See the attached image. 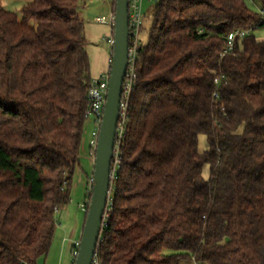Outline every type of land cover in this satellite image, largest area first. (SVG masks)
<instances>
[{
  "label": "trees",
  "instance_id": "16d2710c",
  "mask_svg": "<svg viewBox=\"0 0 264 264\" xmlns=\"http://www.w3.org/2000/svg\"><path fill=\"white\" fill-rule=\"evenodd\" d=\"M20 1L19 18L0 0V264L48 254L93 79L79 0ZM151 4L98 258L264 264V23L245 0Z\"/></svg>",
  "mask_w": 264,
  "mask_h": 264
},
{
  "label": "rangeland",
  "instance_id": "374dc122",
  "mask_svg": "<svg viewBox=\"0 0 264 264\" xmlns=\"http://www.w3.org/2000/svg\"><path fill=\"white\" fill-rule=\"evenodd\" d=\"M115 0H79V13L84 22L85 36H87V30L92 34L89 40L90 49H98L96 62L99 61V52H103V58L100 68H104L106 64V56L109 53V46L102 38L108 34V27L103 24L96 23L94 20L97 17H108L111 12L112 2ZM249 8L259 14L261 5L258 0H245ZM24 3L20 0H3V8L13 14L21 17V9ZM151 3L147 1L143 5V12L145 15L143 27L140 33V37L143 43L146 42L148 37V29L151 22ZM97 26L99 30L94 27ZM94 29V30H93ZM253 35L264 40V27L257 28L253 31ZM98 38V40H96ZM108 66V64H107ZM98 72V71H97ZM96 72V74H97ZM93 130V124L91 119H87L84 127V134L82 139V148L80 153V165L75 169L72 186L70 191V202L67 206L62 208L55 214L56 229L52 239L51 247L46 256L38 259V264H72L73 257L71 255V246L74 238L79 239L78 233L74 234L75 226L81 227V222L84 219V213L81 206L86 202L87 190L89 179L92 176L93 164L89 156V142L91 133ZM206 148V141L204 136L199 137V150ZM203 176L207 178L209 176V169L205 167L203 169ZM77 232V231H76Z\"/></svg>",
  "mask_w": 264,
  "mask_h": 264
},
{
  "label": "water",
  "instance_id": "95a60500",
  "mask_svg": "<svg viewBox=\"0 0 264 264\" xmlns=\"http://www.w3.org/2000/svg\"><path fill=\"white\" fill-rule=\"evenodd\" d=\"M128 0H115L113 47L106 102L93 161L91 193L73 264H91L110 188V171L128 61Z\"/></svg>",
  "mask_w": 264,
  "mask_h": 264
},
{
  "label": "built area",
  "instance_id": "2783aa9c",
  "mask_svg": "<svg viewBox=\"0 0 264 264\" xmlns=\"http://www.w3.org/2000/svg\"><path fill=\"white\" fill-rule=\"evenodd\" d=\"M151 3L153 0H128V61H127V69L125 78L122 85V96L120 101V111H119V120L117 125L116 131V138H115V145L113 151V158L111 163V171H110V188L108 192L106 207L104 210V215L101 223V231L99 234L98 244L101 242L102 232L103 229L107 226V219L109 212L112 206V191H113V184L116 179V173L120 165V152H119V145L123 134L125 132V122L127 118L128 112V101L130 92L134 85L136 79V63L138 58V50L142 45L140 33L141 28L143 25L144 20V12H143V5L145 2ZM259 15L261 17V23H264V9L261 8ZM95 22L99 24L106 25L109 28V34L102 38V41H105L109 46V59H108V69L97 77H93L90 82L89 89H88V101L89 106L86 112V118L92 120L93 130L91 133V138L89 142V156L94 161L95 157V149L98 142L100 126L103 118L104 113V105L106 102V93H107V84L109 79V69L111 64V55H112V47H113V28H114V12H110L108 17H97L95 18ZM248 34V31H240L236 30L231 32L226 37V47L224 48L223 52L221 53V57L230 54L235 46V41L237 38H242ZM215 85L219 84V78L214 79ZM213 98L218 99V93L213 94ZM91 182L92 176L89 179V186L87 190V194L90 195L91 193ZM89 201L86 202L82 206V211L86 213ZM80 240H74L72 242L73 249L71 251V255L73 259L77 256V250L79 247ZM97 244V247H98ZM91 264H101L97 248L92 259Z\"/></svg>",
  "mask_w": 264,
  "mask_h": 264
},
{
  "label": "crops",
  "instance_id": "0c3cea01",
  "mask_svg": "<svg viewBox=\"0 0 264 264\" xmlns=\"http://www.w3.org/2000/svg\"><path fill=\"white\" fill-rule=\"evenodd\" d=\"M113 11V2H112V5H111V12ZM95 21V20H94ZM94 27H96L98 30H99V28L97 27V26H94ZM94 30V29H93ZM109 28H108V34H109ZM87 40H89L90 42H92L93 41V38H91L92 36V34H90L89 32H88V30H87ZM96 40H98V38L96 39ZM87 50H88V55H89V58H90V63H91V72H92V76L93 77H97V76H99V75H101L102 73H104L107 69H108V66H107V64H108V59H109V53L107 54V56H106V64L104 65V68H100V66H101V63H102V58H103V55H102V53L103 52H99V61L98 62H96V57H97V51H98V49H90V47L88 46L87 47ZM98 71V72H97ZM96 72H97V74H96ZM90 160H91V162H92V164H93V161H92V159L90 158ZM84 204H86V202L84 203ZM83 204V205H84ZM82 205V206H83ZM82 206H81V209H82ZM59 212V211H58ZM83 212V211H82ZM84 213V219H85V212H83ZM84 219H83V221L81 222V227L79 228L77 225L75 226V230H74V234L75 233H78V235H81V230H82V227H83V223H84ZM77 231V232H76ZM74 240H79V239H77V238H74ZM73 240V241H74Z\"/></svg>",
  "mask_w": 264,
  "mask_h": 264
}]
</instances>
